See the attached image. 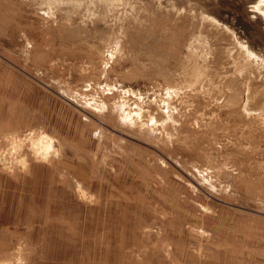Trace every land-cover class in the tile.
Returning a JSON list of instances; mask_svg holds the SVG:
<instances>
[{
    "label": "rangeland",
    "instance_id": "374dc122",
    "mask_svg": "<svg viewBox=\"0 0 264 264\" xmlns=\"http://www.w3.org/2000/svg\"><path fill=\"white\" fill-rule=\"evenodd\" d=\"M264 0H0V264H264Z\"/></svg>",
    "mask_w": 264,
    "mask_h": 264
},
{
    "label": "bare ground",
    "instance_id": "6f19581e",
    "mask_svg": "<svg viewBox=\"0 0 264 264\" xmlns=\"http://www.w3.org/2000/svg\"><path fill=\"white\" fill-rule=\"evenodd\" d=\"M263 14H264V12H263Z\"/></svg>",
    "mask_w": 264,
    "mask_h": 264
}]
</instances>
